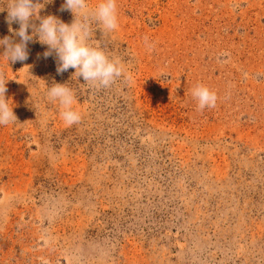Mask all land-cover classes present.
<instances>
[{
	"label": "rangeland",
	"instance_id": "rangeland-1",
	"mask_svg": "<svg viewBox=\"0 0 264 264\" xmlns=\"http://www.w3.org/2000/svg\"><path fill=\"white\" fill-rule=\"evenodd\" d=\"M63 4L40 15L71 23ZM118 12L109 35L93 24L126 69L106 88L58 73L38 39L23 62L0 47L17 117L0 125V264H264V0ZM7 16L0 38L18 41ZM55 83L73 90L78 123L47 98ZM200 84L215 107L199 109Z\"/></svg>",
	"mask_w": 264,
	"mask_h": 264
},
{
	"label": "clouds",
	"instance_id": "clouds-1",
	"mask_svg": "<svg viewBox=\"0 0 264 264\" xmlns=\"http://www.w3.org/2000/svg\"><path fill=\"white\" fill-rule=\"evenodd\" d=\"M51 2L53 0H0V11L7 7L9 25L19 24L18 30L10 28L20 38L18 41L9 36L0 38V47L4 48L8 64L9 61H26L29 58L28 43L38 39L41 44L47 45L43 54L45 58L53 52L58 57V73L74 68L73 77L82 76L95 88L109 87L123 76L126 69L122 61L111 56L101 43L95 42L93 36L97 27L104 36L118 29V0H97L95 4L90 0H64L61 10L71 11L74 16L71 23H65L56 15H40L45 5ZM34 18L39 19L38 26L32 23ZM8 81L9 78L0 73V125L14 123L17 119L13 106L5 96ZM46 96L50 101L59 102L62 119L67 125L81 120V113L74 108L75 94L67 83L48 86ZM192 96L201 110L215 107L218 100L216 92L203 84L193 88Z\"/></svg>",
	"mask_w": 264,
	"mask_h": 264
}]
</instances>
